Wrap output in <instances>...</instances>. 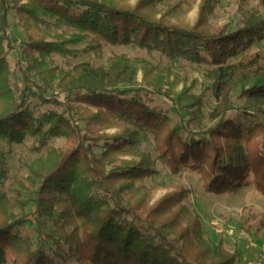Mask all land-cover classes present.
Returning a JSON list of instances; mask_svg holds the SVG:
<instances>
[{
    "label": "trees",
    "instance_id": "obj_1",
    "mask_svg": "<svg viewBox=\"0 0 264 264\" xmlns=\"http://www.w3.org/2000/svg\"><path fill=\"white\" fill-rule=\"evenodd\" d=\"M168 1L0 0V264H237L239 247L231 252L204 237L202 217L185 202L190 188L175 186L153 201L146 180L157 174V161L173 175L197 174L208 194L251 184L264 198V49L250 52L264 40V0H235L234 30L210 23L219 0H200L192 24L181 19L186 1ZM9 10L25 32L18 93L7 58L14 48ZM88 38L91 45L77 48ZM104 45L204 66L203 89L196 94V80L125 54L98 66H47L53 55L101 56ZM55 90L74 96L61 101ZM207 91L216 103L201 123ZM31 94L55 107L36 111ZM151 95L168 101L175 116L148 105L143 96ZM142 135L152 137L154 157L138 151ZM26 137L44 154L25 165L26 184H19L33 196L36 231L52 226L47 251L21 229L25 219L1 188L12 145ZM55 137L66 148L50 145ZM242 230L264 237V215L247 216Z\"/></svg>",
    "mask_w": 264,
    "mask_h": 264
},
{
    "label": "rangeland",
    "instance_id": "obj_2",
    "mask_svg": "<svg viewBox=\"0 0 264 264\" xmlns=\"http://www.w3.org/2000/svg\"><path fill=\"white\" fill-rule=\"evenodd\" d=\"M182 0H170L168 4H177ZM186 11L181 16L184 22L192 24L197 16L198 4L200 0H184ZM133 4L136 0H130ZM252 3H250L251 5ZM240 12L238 11L235 0H219L214 14L210 19L213 26H226L230 30L236 29L239 24ZM8 21V36L13 44L12 49L8 52V62L11 71L10 83L13 90L18 93L19 89L23 87L22 74L20 68L25 69L27 64L24 55L21 51V45L25 41V32L23 28L18 25V17L14 10H9L7 13ZM68 33L70 29H65ZM92 41L86 39L84 42L77 45V48H83L91 45ZM264 49V40L254 45L250 52ZM113 54H125L129 57L145 59L162 68L170 69L180 78H186L188 81L196 80L197 85L193 91L199 94L203 89L204 66L190 63L186 60H169L156 51H149L147 49H139L132 46H118V45H104L101 56H95L91 52L82 53L76 58L61 57L53 55L47 61L48 67L58 66L62 69H69L74 64L82 61H89L93 66L105 63L106 59ZM140 76V73H139ZM182 84H179V88ZM36 93L38 88H34ZM49 94V92L47 93ZM238 93H235L237 95ZM54 95L58 100L66 101L74 94H59L58 90L54 91ZM143 99L151 107L165 111L171 116H175L174 110L168 101H165L161 96L151 95L143 96ZM28 105L35 108L38 112H43L52 109L55 106L51 104H41L37 94L30 95L28 98ZM216 103V97L210 91L204 95V105L200 111V122L204 123L208 114L212 111ZM96 107L91 106L94 111ZM229 116H236V112H231ZM113 130H109L111 132ZM50 145L66 148L65 139L62 137H55L49 141ZM35 145V141L31 137H26L22 143L12 145V153L9 159L8 175L3 181V188L8 196V206L19 217L25 219L21 229L31 234L34 243L42 245L45 251L53 246V242L47 238L48 233L52 229L51 224L41 233L37 232L35 226V214L33 213V196L23 189L19 182L26 184V176L28 171L26 164L35 160L38 156L44 153H37L31 150ZM6 149L5 142L1 145ZM138 151H147L154 157L153 139L149 135L141 136V143ZM157 174L146 180L148 186L154 187L155 194L153 201L159 199L168 190L175 186L184 185L191 189L192 193L185 201L190 209L199 214L203 220L204 237L213 243L221 242L223 247L228 251H233L237 247L240 248V258L237 264H262L264 263V237L261 233L257 238L248 236L243 230V220L253 215H264V198L253 186L246 185L235 194L213 195L204 191L203 183L200 177L188 170H183L180 174H171L167 168L156 161ZM252 223V220H247L246 224ZM68 264H75L70 262Z\"/></svg>",
    "mask_w": 264,
    "mask_h": 264
}]
</instances>
